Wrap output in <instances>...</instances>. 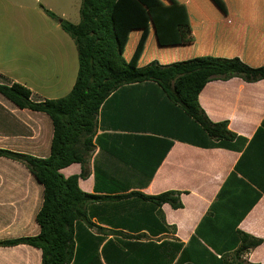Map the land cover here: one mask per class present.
<instances>
[{
	"label": "crops",
	"instance_id": "crops-1",
	"mask_svg": "<svg viewBox=\"0 0 264 264\" xmlns=\"http://www.w3.org/2000/svg\"><path fill=\"white\" fill-rule=\"evenodd\" d=\"M251 1V7L220 9L209 0H176L195 36L183 47L175 45L174 27L157 16L159 1L119 0L115 16L124 18L115 28L122 54L133 67L202 55L239 56L261 66L264 0ZM12 5L7 18L0 15V29L19 31V39L10 43L12 58L0 55V83L25 86L35 102L67 97L78 77V49L46 11L64 20L66 14L50 1L37 10ZM41 31L46 36L40 40ZM198 101L210 121L228 123L233 141L214 148L190 142L186 127L179 126L178 107L153 82L123 87L105 102L86 158L87 176L78 184L85 193L108 198L88 204L92 226L75 223L72 264H93L96 252L101 264H223L240 247L241 233L261 241L242 260L264 264V79L214 80ZM53 137L47 114L20 109L0 93V149L46 159ZM83 172L80 163L60 171L65 178ZM168 191L181 193L182 208H159L139 196ZM43 200L44 187L26 166L0 157V242L39 235ZM0 264H42V251L0 246Z\"/></svg>",
	"mask_w": 264,
	"mask_h": 264
},
{
	"label": "trees",
	"instance_id": "trees-1",
	"mask_svg": "<svg viewBox=\"0 0 264 264\" xmlns=\"http://www.w3.org/2000/svg\"><path fill=\"white\" fill-rule=\"evenodd\" d=\"M155 1L160 3L159 19L165 21L168 28L172 25L175 29V45L191 46L195 42L193 27L185 22L187 17L182 14L183 10L179 12L176 0H154V4ZM252 2L209 0V3L220 9L247 8L252 6ZM118 3L119 0H82L80 22L77 25L46 11L74 40L78 49V77L67 97L35 102L31 91L25 86L0 83V93L4 97L20 109L47 114L54 126L49 158H35L0 149V157L23 163L44 187L43 205L36 216L40 226L39 235L3 241L0 246L26 244L40 249L42 264H72L76 248L75 223L84 221L92 226L87 217L88 204L108 198L83 192L78 181L87 176L86 158L94 148L93 139L100 109L119 89L144 82L156 83L171 106L178 107L177 112L183 118V123L178 119L180 128L184 130L186 127L191 136L197 137L188 140L205 148H214L233 141L236 134L229 130L227 122L210 121L199 105L201 91L214 80L241 78L245 82L254 83L264 79V64L253 67L239 56H193L168 64L155 59L142 67H133L122 54V42L115 28L116 21L124 18L119 13V16H115ZM158 44L163 47L166 42L161 39ZM188 121L192 126L187 125ZM75 163L83 164L84 172L81 176L65 178L60 171ZM139 196L159 208L164 204L174 209L182 208L180 192ZM260 243V240L241 233V245L237 249L236 258L224 264H248L241 259L242 256Z\"/></svg>",
	"mask_w": 264,
	"mask_h": 264
},
{
	"label": "rangeland",
	"instance_id": "rangeland-1",
	"mask_svg": "<svg viewBox=\"0 0 264 264\" xmlns=\"http://www.w3.org/2000/svg\"><path fill=\"white\" fill-rule=\"evenodd\" d=\"M48 1H50L52 4H54V7L59 12L66 14L65 20H67L70 23H73L75 25L79 24V22H80V8H81L82 0H9L10 3L6 0H0V15L1 16L5 15L6 11H9V12L15 11V8H13L14 6L12 5V4H14V2L27 6V9L32 8V10H37V9H39L40 5L47 4ZM27 14H28V12H27ZM5 16L7 18V15H5ZM34 18H35V12H33V20H34ZM56 22L57 21L54 20V23H56ZM43 23L44 22H42V20H40V22L38 24H43ZM3 28H4V26L0 29V55L3 57H6L9 54L8 57L12 58L13 57L12 53L15 52V49L13 48V45L11 44L12 50H10V48H9L10 43L15 39H19V37L18 38L16 37V36H18L19 31L18 32L4 31ZM62 33L65 35L66 39L73 42V40L66 33H64V32H62ZM36 35L38 37L41 36L40 40L44 39V37L46 36L44 34V32H42V31L40 33H36ZM22 53H23V51L19 54L18 59H20V60H21L20 55ZM76 53H77V50H76ZM22 63H23V60L18 62V64H22ZM5 81H7L6 83L10 82L7 79H5ZM187 125L189 127L192 126L190 121L187 122ZM196 129L201 131L200 128H196ZM182 134H184V132H182ZM184 135H186V137H189L190 139L191 138H197V137L191 136L190 133H185ZM103 254L105 255V251ZM236 256H237V250H235L230 255L225 256L223 258V264L226 263L227 261L228 262L233 261L236 258ZM99 261H100V255L98 252H96L94 254V258H93V264H101Z\"/></svg>",
	"mask_w": 264,
	"mask_h": 264
}]
</instances>
